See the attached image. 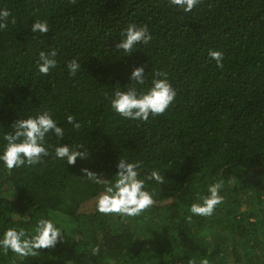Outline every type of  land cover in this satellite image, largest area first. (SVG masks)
<instances>
[{"label":"trees","instance_id":"16d2710c","mask_svg":"<svg viewBox=\"0 0 264 264\" xmlns=\"http://www.w3.org/2000/svg\"><path fill=\"white\" fill-rule=\"evenodd\" d=\"M4 9L0 154L15 121L45 111L65 137L50 131V154L35 166L9 170L0 161V239L7 228L31 237L40 218L64 237L35 257L0 249V264H264V0H201L190 12L169 0H0ZM36 20H47V34L31 31ZM132 23L146 25L152 39L127 54L116 44ZM53 49L57 67L42 75L39 52ZM210 50L223 52V68ZM72 59L81 63L75 76ZM140 66L138 90L164 71L177 93L164 115L147 122L111 108L116 87L127 90ZM61 144L82 145L87 156L69 165L55 156ZM120 158L140 162L155 201L138 217L99 213L103 188L81 171L112 180ZM153 170L163 184L146 179ZM221 180L224 200L213 214L190 213Z\"/></svg>","mask_w":264,"mask_h":264},{"label":"clouds","instance_id":"9594fccd","mask_svg":"<svg viewBox=\"0 0 264 264\" xmlns=\"http://www.w3.org/2000/svg\"><path fill=\"white\" fill-rule=\"evenodd\" d=\"M71 2L75 4L76 0H71ZM169 2L179 6L184 12H190L197 4L201 3V0H169ZM9 16L8 9L0 11V29L7 27ZM15 22V18H13L12 23ZM31 31L47 34L49 32L47 20H36L31 26ZM121 37V42L116 44V48L127 54H130L136 45L141 43L147 45L152 39L146 25L137 26L135 23L129 24L126 29L122 30ZM56 56L55 49L50 52H39L37 67L42 75H48L50 69L57 67ZM209 57L216 61L217 67H224L223 52L210 50ZM67 68L69 75L75 76L81 70V63L77 59H72L68 62ZM129 79L134 83L128 86L127 90L116 87L111 100V108L126 119L147 122L150 115L152 117L164 115L175 101L177 93L168 80L167 72L155 71L152 86L146 92L138 90L136 86L145 83L143 66L134 68ZM66 121L75 129L81 127L74 115H67ZM12 128L13 132L4 135V140L7 143L3 153L0 154V161L9 170L42 163L43 158L50 154L45 146V137L50 131L60 140L65 137V129L58 126L56 120L47 111L35 117L19 119L13 123ZM82 147V145L61 144L55 147V156L59 159H66L69 165H75L78 157L83 159L87 156V153L77 150ZM116 167L118 171L112 180L106 179L102 174H97L88 168L81 169L89 181L103 188V191L96 197V210L104 215L116 214L122 218L138 217L155 203L152 193L145 190V179L139 178L140 162H128L126 159L120 158ZM146 179L155 180L159 184L164 183V176L156 170H153ZM222 188V180L210 184L208 195L198 197L202 202L192 203L189 209L190 213L196 216H211L216 206L223 203L224 198L219 194ZM187 219L191 222L192 216ZM63 237L61 229L51 219L40 218L36 223L34 235L31 237L27 236L23 228L19 230L7 228L3 238L0 239V249L3 250L4 255H7L11 250L21 259L29 256L35 257L39 255L41 249L55 247ZM100 251V245L97 244L92 248L91 255L97 256ZM201 264H209V260L204 258L201 260Z\"/></svg>","mask_w":264,"mask_h":264},{"label":"rangeland","instance_id":"374dc122","mask_svg":"<svg viewBox=\"0 0 264 264\" xmlns=\"http://www.w3.org/2000/svg\"><path fill=\"white\" fill-rule=\"evenodd\" d=\"M85 176V175H84ZM78 177V179L80 180V177L79 176H77Z\"/></svg>","mask_w":264,"mask_h":264}]
</instances>
